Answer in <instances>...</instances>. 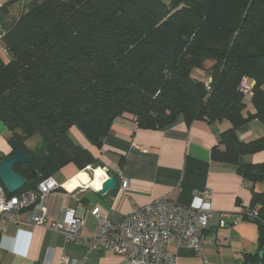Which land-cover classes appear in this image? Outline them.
<instances>
[{"label": "trees", "instance_id": "16d2710c", "mask_svg": "<svg viewBox=\"0 0 264 264\" xmlns=\"http://www.w3.org/2000/svg\"><path fill=\"white\" fill-rule=\"evenodd\" d=\"M12 3L21 5L17 14ZM0 31L8 55L0 51V120L13 132L11 154L30 158L14 170L36 171L9 195L35 189L68 164L96 168L70 129L99 146L123 114L147 129L180 115L228 119L212 159L264 182V162L240 161L264 151V136L240 140L235 132L252 119L264 125V0H11L0 6ZM244 77L254 81V111L239 90ZM250 206L259 207L258 248L244 264H264V190L253 188Z\"/></svg>", "mask_w": 264, "mask_h": 264}, {"label": "crops", "instance_id": "0c3cea01", "mask_svg": "<svg viewBox=\"0 0 264 264\" xmlns=\"http://www.w3.org/2000/svg\"><path fill=\"white\" fill-rule=\"evenodd\" d=\"M10 1L0 0V3ZM11 6L16 14L21 9L18 3ZM204 74L200 71V75ZM246 110L254 111L250 96ZM230 127L228 119L187 121L180 115L164 128L147 129L139 127L131 114H123L112 121L107 135L97 146L79 127L73 126L69 132L71 139L90 150L98 166L90 165L78 171L76 165L68 164L54 174L60 187L46 199L48 225L30 222L26 211L19 214L18 222L8 221L0 233V264H61L63 255L77 264H124V259L115 252L69 241L52 223L65 208H73L85 215L81 235L90 238L98 228V218L91 214L95 207H100L101 214L109 220L119 221L134 207L162 197L189 205L195 194L205 189L213 191L214 214L204 231V256L197 253L189 240L175 239L169 250L176 256V264H244L246 255L257 250L259 237V224L246 217L244 209L252 202L253 188L263 191L264 183L245 180L236 166L212 159L213 148L221 146V134ZM235 132L240 140H251L264 136V125L252 119L239 125ZM12 136L13 132L0 120V155L11 154ZM240 161L262 163L264 151L242 155ZM98 168L104 170L101 181L109 175L118 177L115 191L100 194L101 187L83 179L73 187L68 185L82 171L89 170V178H96ZM123 179L129 181L127 188L122 187ZM222 212L231 213L224 226Z\"/></svg>", "mask_w": 264, "mask_h": 264}, {"label": "built area", "instance_id": "2783aa9c", "mask_svg": "<svg viewBox=\"0 0 264 264\" xmlns=\"http://www.w3.org/2000/svg\"><path fill=\"white\" fill-rule=\"evenodd\" d=\"M2 36L0 31V40ZM253 85L254 82L251 83L250 79L244 77L239 90L249 96L252 94ZM128 185L129 181L123 179L122 187L127 188ZM59 187L56 179L49 176L35 189L9 195L0 180V233L5 230L8 221L18 222L22 211L28 213L30 222L48 225L46 199ZM212 196L213 191L205 189L196 193L194 201L189 205L173 198L162 197L147 205L134 207L130 214L119 221L109 220L101 214L100 207H95L91 214L98 218V228L95 236L90 238L81 235L86 221L85 215L77 213L73 208H65L52 226L62 231L69 241L85 242L94 248L101 247L119 254L124 259V264H176V256L169 250V245L175 239L189 240L197 253L204 256V231L214 214ZM244 215L258 220L259 207H246ZM230 216V212L221 213L223 226L226 218ZM60 263L77 264V261L63 255Z\"/></svg>", "mask_w": 264, "mask_h": 264}, {"label": "water", "instance_id": "95a60500", "mask_svg": "<svg viewBox=\"0 0 264 264\" xmlns=\"http://www.w3.org/2000/svg\"><path fill=\"white\" fill-rule=\"evenodd\" d=\"M30 158L23 150H17L14 153L8 155L0 163V180L6 187L9 193H15L22 189L26 181L31 180L35 177L36 171L32 170L26 176L14 170L17 164H27ZM119 179L115 175H109L102 181L100 194H105L109 191H115L118 188Z\"/></svg>", "mask_w": 264, "mask_h": 264}, {"label": "bare ground", "instance_id": "6f19581e", "mask_svg": "<svg viewBox=\"0 0 264 264\" xmlns=\"http://www.w3.org/2000/svg\"><path fill=\"white\" fill-rule=\"evenodd\" d=\"M95 173L97 174L96 178L90 179L89 175L87 174V172L86 171H82L77 176V178H75L73 181L69 182L68 185L70 187H73V186H75L77 184V181L79 179H83L84 181L90 180L94 185H96L97 187H100V181L102 179V176L104 175V170L101 169V168H98Z\"/></svg>", "mask_w": 264, "mask_h": 264}, {"label": "rangeland", "instance_id": "374dc122", "mask_svg": "<svg viewBox=\"0 0 264 264\" xmlns=\"http://www.w3.org/2000/svg\"><path fill=\"white\" fill-rule=\"evenodd\" d=\"M0 51H1V54H2V56H3V58L5 59V60H7L8 59V55L4 52V50H3V48H2V45H0ZM194 75L195 76H197V77H201V75H200V70L199 69H195L194 70ZM34 138L33 139H30V144H33L34 143ZM89 170H87V172H88ZM264 183V182H263Z\"/></svg>", "mask_w": 264, "mask_h": 264}]
</instances>
